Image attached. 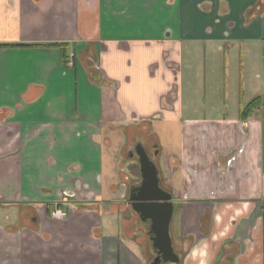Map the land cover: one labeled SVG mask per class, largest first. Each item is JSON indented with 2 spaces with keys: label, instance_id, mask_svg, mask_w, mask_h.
<instances>
[{
  "label": "crops",
  "instance_id": "0c3cea01",
  "mask_svg": "<svg viewBox=\"0 0 264 264\" xmlns=\"http://www.w3.org/2000/svg\"><path fill=\"white\" fill-rule=\"evenodd\" d=\"M256 38L264 0H0V44H52L0 47V264H150L138 143L174 201L162 264H264V79L234 97L210 60L195 92L224 102L199 116L184 87Z\"/></svg>",
  "mask_w": 264,
  "mask_h": 264
},
{
  "label": "rangeland",
  "instance_id": "374dc122",
  "mask_svg": "<svg viewBox=\"0 0 264 264\" xmlns=\"http://www.w3.org/2000/svg\"><path fill=\"white\" fill-rule=\"evenodd\" d=\"M206 54L203 57H193L192 59V68L188 71L185 70V80H184V87L187 83H191L194 86H187L186 87V96L189 98H193L195 100H192L196 102L197 107L192 108V116H199L198 112L205 111V115L208 112H211L210 114H213L214 112H220L221 108L217 111H212L210 108H214L216 106H223L222 103L224 102L223 96H217L213 97L212 99L207 100L208 106L206 109H204L203 102L204 100L199 96H197V93L195 92L197 90V83L200 78L196 77V72L199 68H201L205 65L210 63V60L219 62V61H227L232 62L230 69L227 73V76L230 77L232 75L234 79V97L238 95L243 89H246L251 87L253 82H255L258 78L260 80L264 79V39H252L247 42L238 43L234 46V55H231L227 52V48H223L220 51H217V53L210 52V49L204 48L203 49ZM226 70L225 68L223 69ZM225 75V74H224ZM228 80V78H227ZM264 81V80H263ZM260 85L257 83L255 84L256 90H259ZM257 92L255 93V97ZM254 97V98H255ZM251 100V99H249ZM261 101V100H260ZM231 102V101H230ZM264 101L261 102V106H264ZM257 107L253 108L256 109ZM253 109H251L249 112H252ZM171 128L173 129V140L175 143L167 145V148L176 149L178 146L179 141L178 139V129L176 125L171 124ZM160 135H163L165 138V131H162ZM167 141V138H166ZM138 167L137 170H140V164L137 163ZM67 211V210H66ZM69 216V214H68ZM174 219L177 220L179 213L174 214ZM68 218V217H67ZM66 219V218H65Z\"/></svg>",
  "mask_w": 264,
  "mask_h": 264
},
{
  "label": "water",
  "instance_id": "95a60500",
  "mask_svg": "<svg viewBox=\"0 0 264 264\" xmlns=\"http://www.w3.org/2000/svg\"><path fill=\"white\" fill-rule=\"evenodd\" d=\"M140 162L142 181L130 190L128 201L143 222H151V242L158 257L153 264L179 263L174 251L170 224L174 212L173 196L160 187L159 171L142 143L135 147Z\"/></svg>",
  "mask_w": 264,
  "mask_h": 264
},
{
  "label": "trees",
  "instance_id": "16d2710c",
  "mask_svg": "<svg viewBox=\"0 0 264 264\" xmlns=\"http://www.w3.org/2000/svg\"><path fill=\"white\" fill-rule=\"evenodd\" d=\"M52 46V44L49 45H43V44H35V43H31V44H0V47H41V46ZM56 45L58 47H61L62 50L65 49V44L64 43H56L53 44ZM63 61L64 63H67L69 61V57H63ZM67 65V64H66ZM260 105V99L259 98H255L254 100H252L251 102H249V104L247 105V108L245 110V112H249L251 109L257 107ZM250 113V112H249Z\"/></svg>",
  "mask_w": 264,
  "mask_h": 264
},
{
  "label": "built area",
  "instance_id": "2783aa9c",
  "mask_svg": "<svg viewBox=\"0 0 264 264\" xmlns=\"http://www.w3.org/2000/svg\"><path fill=\"white\" fill-rule=\"evenodd\" d=\"M71 56H72V58L74 57L73 54ZM70 64H73L72 61L70 62ZM51 214L53 217H56L58 219H65L68 217L69 212L61 209L60 207H57V208H55V210H53L51 212Z\"/></svg>",
  "mask_w": 264,
  "mask_h": 264
},
{
  "label": "flooded vegetation",
  "instance_id": "af4514ba",
  "mask_svg": "<svg viewBox=\"0 0 264 264\" xmlns=\"http://www.w3.org/2000/svg\"><path fill=\"white\" fill-rule=\"evenodd\" d=\"M136 186H138V185H134L132 188H134ZM144 223H146L147 226H148V234H149V238L151 239V237L153 235V233L151 232V222L147 221V222H144ZM151 244H152V242H151ZM152 247H153V245H152ZM152 249H153V252H154V258L152 259L150 264H153L155 259L158 257V253L154 250V248H152ZM160 264H162V262Z\"/></svg>",
  "mask_w": 264,
  "mask_h": 264
}]
</instances>
